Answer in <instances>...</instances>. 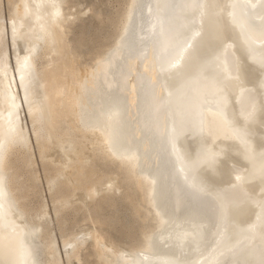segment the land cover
<instances>
[{
  "label": "bare ground",
  "instance_id": "bare-ground-1",
  "mask_svg": "<svg viewBox=\"0 0 264 264\" xmlns=\"http://www.w3.org/2000/svg\"><path fill=\"white\" fill-rule=\"evenodd\" d=\"M68 1H10L9 55L0 24V264H58L46 224L40 241L17 205L36 194L22 111L54 166L45 184L60 232L77 214L122 229L128 247L90 231L97 264H264V0H120L100 51L77 41L94 56L82 71ZM13 149L22 174L7 166ZM62 184L72 190L56 196ZM95 197L110 219L89 209ZM79 234L63 236L74 264L90 239ZM156 235L169 248L159 258Z\"/></svg>",
  "mask_w": 264,
  "mask_h": 264
},
{
  "label": "rangeland",
  "instance_id": "rangeland-1",
  "mask_svg": "<svg viewBox=\"0 0 264 264\" xmlns=\"http://www.w3.org/2000/svg\"><path fill=\"white\" fill-rule=\"evenodd\" d=\"M10 1L12 2L13 7H16L14 4L17 3V0H13V1L12 0H0V18H2V20L0 19V24H1V26H3L2 27L3 28L2 33L4 32L3 35H2L3 36L2 38H5V40H3V46H5V48L4 47L3 48H4L5 53H7L8 55L10 54L11 45H10V40H9L10 35H8V32H7L8 28L6 29V27H8V25H7V23H8L7 15H8L9 7H10L9 6ZM68 2H70V3H67L65 8L67 6L69 8H72V10L77 12V14H78L77 18L78 17L79 18L75 19L76 22L75 21L72 22L73 24L72 23L69 24V25L67 24L68 28H66L65 31H66V33L68 35L67 37H68L69 43L73 42L72 43L73 47H75V49H77V53H79V54H74V57H75L74 65L78 67L79 71H82L80 67H82V69H83L84 68L83 66H85V64L88 65V63H90L91 60L94 58V56L90 57L88 55H85V52H84L85 50L83 49V47H86L85 44L87 43V45H88V43H90V42H91L90 44L92 45V41L91 40H92L93 37L96 40H103L104 36L102 34H100V36H97L98 31L104 25H108V19H109V17H111V15L113 14L114 10L116 9L115 8V4H116V2L119 3L120 0H69ZM121 8H122V6L120 5V10H119L118 14L121 12V10H122ZM97 10H99V12L101 11L100 14H99V12ZM102 10L104 11V17L102 16L103 15L102 14L103 13ZM108 10L111 11L110 13H112V14H110ZM96 13H98L99 15L96 14ZM107 13L109 14V16H108ZM93 16H94V18H93ZM85 26H87V28ZM4 27H5V29H4ZM86 31H88V32H86ZM89 33H90V35H89ZM77 41H80V43L83 44V47L79 46L77 44L78 43ZM86 48H89V47H86ZM82 55H85V56L83 57ZM49 56L54 57L55 55L51 54ZM89 58L90 59L92 58V59L90 60ZM65 59L68 60V58H66V57H65ZM65 59L63 58V60H65ZM76 60H77V62H76ZM89 60H90V62H89ZM20 115H21L20 116L21 122H23L22 124H24L23 125L24 126V131L28 130L26 132V137H27L26 139L27 140H25V142H27V141L29 142V143H27V145H28L27 146V150H29L28 151V154H29L28 157H29V163H30L29 168L31 169V173L34 175L33 177H35L34 183H35L36 194L33 192V189L31 187L29 189H25L23 191L24 192L23 194L26 197L20 198L21 200L18 201L17 205L19 207H21L22 209H24V210L27 209V212H28L27 215L29 214L28 216L31 217V219L33 220V223L36 225V228L42 232L41 236H39L40 241H41V238H43V236H44L43 233H45V231L43 230L44 231L43 232L42 229H40V227L42 226L43 223L46 224L47 233L51 237V239L53 240L52 242L54 244L53 245L54 248L56 247L54 250L57 251V252H55V254L58 257L57 258L58 264H74L73 262H75V260L72 259V260H70L68 262L67 259H66L67 258V254H69V253L66 254V252H65L67 250L66 248H68L67 251L70 252L71 247L70 246H67L65 248L63 247V245H64L63 236H65L67 238H71L74 233H80L79 235H82L83 233H87L90 236V239L86 238L83 247L80 249V252H79L80 253L79 254L80 262L79 263L80 264H97V262H96L97 258L95 256L96 255L95 249H94V247L92 245V236L90 235L92 233L90 231H92L94 227L98 231L100 230V233L102 232V236L105 239H107V240L109 239L105 235L106 233H108L110 236L112 234V236L114 237L112 239L113 242H115V240H116L115 243L118 242V244L123 245L124 247H128V245L125 243V241H121V240L117 239L118 238L116 236V235H118L117 231L122 230V229L118 228L119 226L115 225L116 226V228H115L114 225H111V226L109 225L110 226L109 227V226L106 225V224H108V222L105 223L106 226L105 225L99 226V225L96 224L97 222H93L92 221V218H91V221H90V220H87L86 218H84L83 216H81L80 214H77L75 216H70V217L66 216L67 224H65V227L62 230V231H65V232L64 233L62 232L63 234L60 232L59 227H58V225L56 223V217L54 216L55 214H54V210H53L54 208H52V201L50 199V195H49V192H48V190L46 188V184H45V170L48 171V170H50L51 167L53 168L54 166L51 165L50 163L49 164L45 163V160L47 158H49V156L44 154L47 148L44 149L45 147H41L44 153L42 152L41 149H40L41 151L40 150H39V152L37 151L38 150L37 149L38 148L37 144H35L34 141L32 140V138L30 137L31 133L29 131L30 128L28 129V121H27V118L25 117L26 116L25 112L22 111ZM28 147H29V149H28ZM30 153H33V154L31 155ZM42 157H44V158H42ZM39 158H42V159H39ZM22 161H23V158L20 155L19 150L13 149L10 152L9 157L7 159V166L10 167L13 171L16 169L14 171L15 173L17 172L18 174H22L23 171H24L23 169H25V167H23V162ZM46 161H48V160H46ZM76 162L77 161L72 163L73 166L76 164ZM45 165H46V167H45ZM44 168H45V170H44ZM62 181H64V179ZM15 184H16V182H13L11 187L12 188L15 187L14 186ZM68 186L69 185L65 186L64 184H62L61 185V187H62L61 189L64 188L63 189L64 192L61 193L60 192L61 189H60L56 193V196L68 195L71 192V190H72L71 186L70 187H68ZM16 195L18 197L19 193L16 194ZM98 198L95 197V199L93 201L91 200V202H88V201L86 202V204H89V209L91 208L92 210H94V208L96 206H98L97 205V203H99ZM75 199L79 200L78 198H75ZM77 200H74V201L72 200L73 203H74V204L72 203V205L74 207H78L77 204L78 205L81 204V202L80 201L78 202ZM96 201H97V203H96ZM75 202H76V204H75ZM92 203H94V204H92ZM39 204L43 205V206H41V208H42L41 214H39L37 216L35 210L38 209L37 207H39ZM110 210H111V208H107L106 210L102 208V209H97V211L94 210L93 213L96 212V213H98L100 215H103L105 218L110 219V216H111ZM31 211H33V212H31ZM33 213L36 214V215L34 216ZM96 213H94V214H96ZM33 216L35 218H33ZM87 230L90 233L87 232ZM109 240H111V239H109Z\"/></svg>",
  "mask_w": 264,
  "mask_h": 264
},
{
  "label": "water",
  "instance_id": "water-1",
  "mask_svg": "<svg viewBox=\"0 0 264 264\" xmlns=\"http://www.w3.org/2000/svg\"><path fill=\"white\" fill-rule=\"evenodd\" d=\"M115 10H114V12H113V14L111 15V17H109V19H108V26H110V31H108V34L106 35V37L105 38H103V40H96L94 37L92 38V46L91 47H89V55H91V54H94V53H96V52H98L100 49H101V47H102V45L109 39V37H110V35H111V29L113 28V24H115V21H116V17H117V14H118V12H119V10H120V3H118V2H116V4H115ZM95 39V40H94ZM113 165V164H112ZM114 166V165H113ZM169 223V222H168ZM168 223H164V225L162 224V226L160 227V228H157L156 230L158 231V232H161L162 230H164V231H169L170 229L168 228L170 225L168 224ZM150 238V240H151V242H153L149 247H150V250H151V253H152V255H151V253H150V255L151 256H153V257H155V258H159L160 256H163V254L166 252L167 253V251H169V248H167V247H162V246H160L158 243H156L155 242V238H157V235L156 236H150L149 237ZM149 240V241H150ZM159 247V248H158ZM162 251V254L160 253ZM158 253H160V254H158ZM157 255V256H156Z\"/></svg>",
  "mask_w": 264,
  "mask_h": 264
}]
</instances>
